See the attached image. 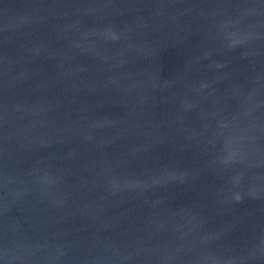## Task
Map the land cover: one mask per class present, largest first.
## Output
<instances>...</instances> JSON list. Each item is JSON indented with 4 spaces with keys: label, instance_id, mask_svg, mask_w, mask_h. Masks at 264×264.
<instances>
[{
    "label": "water",
    "instance_id": "obj_1",
    "mask_svg": "<svg viewBox=\"0 0 264 264\" xmlns=\"http://www.w3.org/2000/svg\"><path fill=\"white\" fill-rule=\"evenodd\" d=\"M0 264H264V0H0Z\"/></svg>",
    "mask_w": 264,
    "mask_h": 264
}]
</instances>
